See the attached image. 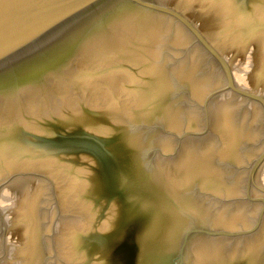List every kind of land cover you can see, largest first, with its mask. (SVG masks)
I'll return each instance as SVG.
<instances>
[{
  "label": "water",
  "instance_id": "obj_1",
  "mask_svg": "<svg viewBox=\"0 0 264 264\" xmlns=\"http://www.w3.org/2000/svg\"><path fill=\"white\" fill-rule=\"evenodd\" d=\"M0 264H264V0H0Z\"/></svg>",
  "mask_w": 264,
  "mask_h": 264
}]
</instances>
